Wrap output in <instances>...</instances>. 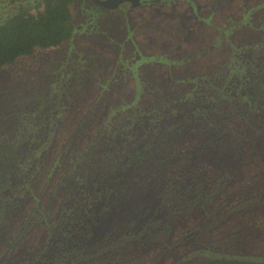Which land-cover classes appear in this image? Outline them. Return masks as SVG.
Here are the masks:
<instances>
[{"label": "rangeland", "instance_id": "rangeland-1", "mask_svg": "<svg viewBox=\"0 0 264 264\" xmlns=\"http://www.w3.org/2000/svg\"><path fill=\"white\" fill-rule=\"evenodd\" d=\"M25 1L0 0V20ZM140 1L104 11L76 0L71 41L0 69V143L34 145L23 194L6 206L0 264L264 261V105L225 93L250 71L264 74V0ZM167 125L162 144L138 136ZM123 133L150 155L129 181L120 180L131 173L121 168ZM95 176L103 183L91 191ZM98 206L107 210L94 239L41 257L51 233Z\"/></svg>", "mask_w": 264, "mask_h": 264}, {"label": "trees", "instance_id": "trees-1", "mask_svg": "<svg viewBox=\"0 0 264 264\" xmlns=\"http://www.w3.org/2000/svg\"><path fill=\"white\" fill-rule=\"evenodd\" d=\"M75 1L29 0L20 6L14 7L10 13L5 15L0 20V69L14 65L20 58L31 55L36 49L58 48L71 41L75 35L71 6ZM240 59L242 58L240 57ZM222 88L224 87H220L215 92L218 96L227 93L228 97L226 99L230 101H235L234 98H239L248 104L249 107L264 105V74L255 78L252 71H250L244 76L241 83L228 87L229 89L225 93H223L224 90ZM202 105H193L197 114H201L200 111L203 113ZM204 105L203 108L205 109ZM167 111L166 116L168 118H174L178 123H186L187 118H184L186 115L175 110L168 109ZM159 113H163V111ZM193 114H191V118ZM158 119L161 120V118ZM149 133V128H144L138 133V136L142 139L148 137L149 140L147 141L153 145L162 144L172 136L171 126L169 125L155 130L152 135ZM126 134L128 133L118 136L120 139H117V144L124 153L125 160L121 168H129L131 171V173H125L121 176L120 180L129 181L130 176L134 175L132 172L140 171L145 167L150 155L144 152V147L131 143L128 139L130 136ZM32 143L28 137L15 141L6 139L0 143V231L6 228V206L9 203H13L12 201H15V198L18 199L22 196L23 188L26 187L27 180L25 177L27 176L28 166L26 156L28 152L31 151L32 153L34 150ZM93 150L95 152V147L90 151L93 152ZM68 179H70V176ZM103 179L101 176L93 177V181L90 183L92 185L90 190L101 188ZM83 182L88 184L86 179H83ZM66 185L69 187V184ZM77 194L88 196L89 192L87 190H79ZM65 206L70 205L65 203ZM101 207L95 208L94 212H91L88 216V220L85 216L78 217V219H75L74 224L69 222L63 228L53 232V234L51 233L45 243V247L42 249L43 254L41 257L44 260L49 259L50 256L60 257L64 251L63 249L68 247L69 244L67 243H70V238H73L74 241L79 238L82 243H85L89 238H93L95 233L92 231V226L95 225V222L92 223L91 217L96 216L95 212L102 209ZM102 210L106 211L107 209ZM146 216L145 222L143 221L140 224L143 229H148L149 222L154 217L147 214ZM134 219L136 218L134 217ZM132 224H134V220ZM73 226L75 227L72 230ZM138 231L135 235H137ZM13 234L15 233H9L10 240L14 238ZM72 250L76 252L75 249ZM194 264H264V261L230 255H215L202 258Z\"/></svg>", "mask_w": 264, "mask_h": 264}, {"label": "flooded vegetation", "instance_id": "flooded-vegetation-1", "mask_svg": "<svg viewBox=\"0 0 264 264\" xmlns=\"http://www.w3.org/2000/svg\"><path fill=\"white\" fill-rule=\"evenodd\" d=\"M90 1H92L93 2V4H95L96 6H98L99 8H101L102 10H107V11H109V10H116L117 8H120V7H122L123 8V6L122 5H125V4H129L130 5V7L132 8V9H137V8H139L140 7V5H141V1L139 0V3L137 4V6H135V7H132V5H133V2H137V0H121V3H119V5L116 7V8H114V9H108V8H105V7H102V6H100V5H98L94 0H90ZM101 1H106V0H101ZM114 1H116V0H112V2H114ZM163 1V3L164 2H166V3H169L168 2V0H162ZM102 209H104V207L102 206L101 207ZM102 209H100L99 211H96L95 213H96V216L94 215V216H92L91 218H92V223H94L95 222V225H93L92 226V231L95 233V235H94V237H96V231H97V228H102V222H103V218L100 216L101 215V211H102ZM105 213V212H104ZM108 213H110V214H113V215H116V212L115 211H113V208L111 209V208H109V211H108ZM84 216L87 218V220H88V213L86 212V213H84ZM87 220H86V222H87ZM88 222H90V221H88ZM102 235H104V234H102ZM94 237L92 238V239H94ZM16 241V240H15ZM19 243L20 242H15V243H13V245H19ZM37 263H40V264H42L41 262H37Z\"/></svg>", "mask_w": 264, "mask_h": 264}, {"label": "water", "instance_id": "water-1", "mask_svg": "<svg viewBox=\"0 0 264 264\" xmlns=\"http://www.w3.org/2000/svg\"><path fill=\"white\" fill-rule=\"evenodd\" d=\"M98 5L108 8V9H114L116 8L119 3H121V0H116L114 2H112V0H106V1H101V0H94ZM139 3V0H137V2H133L132 7L137 6V4Z\"/></svg>", "mask_w": 264, "mask_h": 264}]
</instances>
